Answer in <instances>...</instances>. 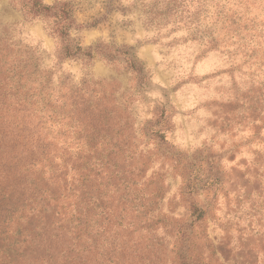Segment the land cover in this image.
<instances>
[{
  "label": "trees",
  "instance_id": "obj_1",
  "mask_svg": "<svg viewBox=\"0 0 264 264\" xmlns=\"http://www.w3.org/2000/svg\"><path fill=\"white\" fill-rule=\"evenodd\" d=\"M154 1L170 4L173 15L197 4L207 43L233 49L248 58L251 73L264 77V0ZM12 2L28 17L48 21L61 40L60 58H92L70 40L76 24L69 1ZM37 81L26 89L0 83V264H225L238 250L231 234L244 235L247 227L241 218L233 229L219 226L223 181L216 172L205 179L185 172L183 215L164 209L163 176L147 175L155 159L144 147L162 135L156 127L167 125L165 111L146 123L143 143L109 84L74 85L66 77L54 83L52 74ZM254 87L248 91V196L259 198L264 95L255 96L260 89ZM263 208L248 206V264H264ZM210 224L222 234L212 237Z\"/></svg>",
  "mask_w": 264,
  "mask_h": 264
},
{
  "label": "rangeland",
  "instance_id": "obj_2",
  "mask_svg": "<svg viewBox=\"0 0 264 264\" xmlns=\"http://www.w3.org/2000/svg\"><path fill=\"white\" fill-rule=\"evenodd\" d=\"M57 1L72 4L76 26L70 40L92 58H60L61 40L47 29V20L0 0L1 86L26 89L49 74L54 83L59 77L74 85L102 81L130 113L143 143L149 139L143 135L146 123L165 111L167 125L156 127L162 135L144 147L155 159L147 175L155 170L163 176L164 209L183 215L179 191L185 172L195 170L201 179L216 172L223 181L219 226L233 229L241 218L247 227L244 235L231 234L239 248L223 262L248 264V206L264 207V192L248 196V91L255 86V96L264 95V77L251 73L248 58L233 49L207 43L195 3L173 15L170 4L162 8L154 0H43ZM219 226L209 225L212 237L222 234Z\"/></svg>",
  "mask_w": 264,
  "mask_h": 264
}]
</instances>
